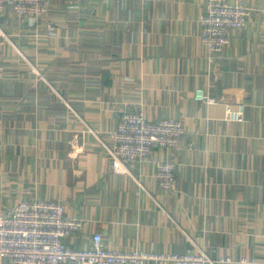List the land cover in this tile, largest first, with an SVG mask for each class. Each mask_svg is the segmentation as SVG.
Segmentation results:
<instances>
[{"label":"crops","instance_id":"obj_1","mask_svg":"<svg viewBox=\"0 0 264 264\" xmlns=\"http://www.w3.org/2000/svg\"><path fill=\"white\" fill-rule=\"evenodd\" d=\"M244 1L247 27L212 63L199 41L207 0H74L35 26L8 7L0 213L59 201L82 224L65 240L73 249L100 233L116 250L264 259V0ZM123 111L182 120L187 132L178 149L116 171L102 141ZM167 160L170 192L155 178Z\"/></svg>","mask_w":264,"mask_h":264},{"label":"built area","instance_id":"obj_2","mask_svg":"<svg viewBox=\"0 0 264 264\" xmlns=\"http://www.w3.org/2000/svg\"><path fill=\"white\" fill-rule=\"evenodd\" d=\"M74 0H0V15L8 7L17 18L35 26L55 3L72 4ZM252 9L244 0H207L199 41L207 53L209 63L222 53L234 34L247 27ZM12 43L0 24V49ZM198 98L208 100L203 90ZM98 139L97 132L89 130ZM187 130L182 120L162 118L149 120L141 111H123L116 129L108 133L110 144L102 141L111 156L116 171L127 172L134 161H151L159 149L176 150ZM81 152V140L74 145ZM176 163L159 162L155 178L166 192L175 190ZM82 227L71 217L64 205L56 200H23L6 213H0V261L9 264H264V259L231 256L212 258L204 251L148 252L144 250H116L107 247L102 235L93 236L88 249H73L65 240Z\"/></svg>","mask_w":264,"mask_h":264}]
</instances>
